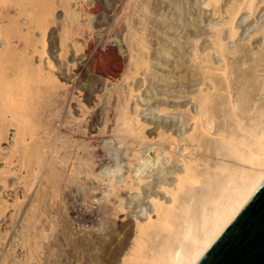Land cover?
<instances>
[{
	"label": "rangeland",
	"instance_id": "374dc122",
	"mask_svg": "<svg viewBox=\"0 0 264 264\" xmlns=\"http://www.w3.org/2000/svg\"><path fill=\"white\" fill-rule=\"evenodd\" d=\"M226 1L228 0L221 1L220 9ZM25 2L0 0V34L3 38L10 34L8 39L15 45L9 49L5 47L6 53L3 48L6 44L0 40V50L3 49L2 53L5 54L2 58H7L2 60L3 64L0 65L7 69L8 77L16 83V87L22 89V85H26L24 92L28 95L24 94L26 103L21 101L24 103H21V106L26 107L23 109L25 112L19 110L21 106L18 104V113L26 115L27 129L20 127L17 120V123L12 120L10 112L0 111V264H121L134 243V234L127 236L128 224L134 223L136 217L145 219L150 210L152 215L154 214L149 195L159 187L163 171H171L172 167L173 170L177 167L183 168L178 155L173 154L170 157L159 147L164 143L168 147L171 141H164V137H169L170 133L179 137L186 130L192 131L194 121L191 113L197 109V101L193 96L196 92L199 94V88L202 86L195 85L191 90L188 89L191 92L184 94L179 85L175 84L174 87L172 84L177 83L178 79H173L168 72L174 64L172 62L188 60L191 57L188 51L200 52L208 45L206 41L211 43V36L216 35L218 27L221 26L223 35L228 37L229 46H233L232 48L239 42L248 41L254 33L241 56L244 55L248 59L247 67L259 61L264 63V49L256 47L260 38L261 41L264 40L263 32L258 31L264 26V0H258L259 7L253 13L248 9L241 12L235 21L239 33L234 39H229L227 13L214 12L212 5H207L208 0H35L32 2V9L26 8ZM42 8L44 10H41ZM27 14L32 15L29 17ZM75 14L79 16L75 17ZM25 16L30 20L32 18L31 24H35L34 27L31 25L34 30L30 28L28 47L22 37L19 38V35H25L27 32ZM11 32H14L16 37L12 38ZM122 48L129 51L134 49V52L139 48L148 60L147 64L141 63L136 72L135 58L131 59L126 54L122 58ZM9 50L13 51L10 53ZM181 54H187V57L182 59ZM216 55L213 53V58L218 61L219 56ZM191 59L192 62L195 61L194 57ZM26 62L33 65H27ZM192 62L191 64H195ZM119 63L123 64V70L113 78L114 72L119 69ZM11 68H15V72ZM23 68L30 72L34 70V75L28 71L26 73L35 76V79L31 77L29 80V74L25 75ZM190 68H194V65ZM105 70L106 74H103ZM248 70L247 72H250ZM35 72L38 74L35 75ZM25 76L28 85L24 82ZM240 76L237 75L233 79L234 93L241 84V81H238ZM206 80L208 84V78ZM242 81L247 83L244 75ZM256 85L253 80L250 86ZM261 94L263 95L261 89L256 87L252 90L251 98L258 100L262 97ZM108 102L126 111L135 121L139 120L134 123L139 142L130 147L135 151L130 161L127 160L129 158L125 146L115 142L114 137L109 134L101 135L99 147L103 154L110 158L111 163L94 167L86 156H82L86 155L87 151L93 153L94 146L90 145L89 140H94L84 139L85 141L80 142L78 138L62 135L59 130L63 125H66V128L81 124L82 130L95 127L97 131L96 127H103L104 108ZM215 109L217 126L224 128L226 119L222 110L217 104ZM50 113L52 115L48 118ZM51 118L55 122L54 125L49 124ZM173 122L176 126H173ZM32 124L35 128H32ZM46 130L54 131L46 134ZM31 132H34V137H38L30 139L28 134ZM80 133L83 134V131ZM218 137V132L214 133L212 139L208 137L210 148L198 150V153L205 152L206 155L215 156L214 142ZM23 139L29 144H25ZM87 141L88 144H85ZM150 144L158 145L145 153ZM69 148L74 152H68ZM148 153L151 154L149 162L157 161L159 153L163 154L164 161L170 162L163 161L164 165L162 161L161 164H155L156 171L153 166L142 168L141 172L148 176L141 184L142 188H123L125 192L121 191V197L127 208L120 207L123 213L119 217L115 215L109 226L102 229L88 223L87 227L82 229L77 222L78 208L82 205L92 206L94 192L100 193L101 186L108 182L110 176L119 180L129 172L134 175L142 165L140 157ZM78 160H81L80 163L83 161L82 165L78 164ZM77 167H82V171L79 172ZM154 171L155 173H152ZM26 218L37 222L38 226L42 225L47 233L44 238L41 232H38L37 246H32L28 241L30 238H24L28 231L32 234L37 229L24 230L22 233Z\"/></svg>",
	"mask_w": 264,
	"mask_h": 264
},
{
	"label": "bare ground",
	"instance_id": "6f19581e",
	"mask_svg": "<svg viewBox=\"0 0 264 264\" xmlns=\"http://www.w3.org/2000/svg\"><path fill=\"white\" fill-rule=\"evenodd\" d=\"M33 1L35 2V0H26V2L24 0L25 7L28 9H32L31 5H33ZM221 1L222 0H208L207 5H212L211 7L214 12L227 13L228 21L226 22V24L229 25V39H234L238 36L239 33V27L238 29L235 27L236 19L239 15H241V12L244 9H248L250 10V12L253 13L259 7L258 0H228L224 4V7L220 9L222 7ZM41 10L44 9L42 8ZM42 13L44 12L42 11ZM31 15L27 14V16L29 17H31ZM41 15L39 17H41ZM27 16H25V22L27 23V32L25 35H19V38L22 37V39L24 40L26 47L29 46L30 30L35 25L31 24L32 18L30 20ZM74 16L77 17L79 15L76 16L75 14ZM39 17L37 16L36 18ZM45 20L47 22V18ZM31 25H33V27H31ZM38 28L40 27L38 26ZM32 30H34V28ZM222 30L223 28L219 26L216 35L211 36V43H208L206 41V44L208 45H205L204 47L202 45L203 48L200 52L199 50L195 52L186 51L187 53H190L191 57H188L189 59L186 61L181 60L180 62H172L174 64L171 67V70L168 71L171 74V77H173V79H178L177 83H173L172 85H174V87L175 84L176 86L179 85L181 87V90H179L183 94L187 91H190V88L195 85L202 86L200 88L198 87L200 89L199 94H197L198 92L195 93L194 89L193 91L195 94L192 92L194 94L193 97H195L197 101V109L196 111H194V113L192 112L193 114L191 113V118L194 121L192 126L193 128H191L192 131L190 132L186 130V132L184 134H181V136L179 137L173 136V134L171 133L169 134V137H164V141L170 140L171 142L168 147L164 143L161 144L159 148L162 147L164 149L165 154L169 155L170 157L173 156V154L178 155L179 159L182 161L183 168L177 167L178 169L175 168L176 170H173L174 168L172 167V169L170 168L171 171H163V175L161 176L159 181V187L155 191L151 192V194L149 195L151 198V203L153 204L152 210L154 214L152 215L150 210L149 214L145 219H140L139 217H136V219H134V223L128 224L127 236L134 234V243L129 249L127 256H124V258L122 259L121 264H197L200 259L206 254V252L211 248V246L216 242V240L223 234V232L231 224V222L238 216V214L246 206L251 197L254 195V193L264 181V63L259 61L255 62L254 65L247 67V65L249 64L248 59L244 55L241 56L243 51H245V45H247V42L251 40V37L254 35V33L251 35L248 41L239 43L236 42L237 44L235 48H232L233 46H229L228 37H225L226 35H223ZM260 30L264 34V26H261V28L258 29V31ZM8 37L3 38L0 34L1 42L6 44L3 45L4 49L5 47L6 49H9L15 46L13 44L14 42L10 41L11 39L9 40ZM11 37H16L14 32H11ZM243 40L245 39L243 38ZM258 40L259 39H257V41ZM256 47H260L263 50L264 40L261 41L260 38V41L256 43ZM251 48H253V46ZM6 49L4 50L5 52ZM2 50H0V64L1 62H3L2 60H7V58H2V56L5 55L2 53ZM120 50V53H122V58L126 55H128V57L130 56L131 59L135 58V71L140 68L141 63L145 65L147 64L148 60L145 58L144 54L139 50V48L138 51L136 49L137 52H134V49L129 51V49L127 50L122 48ZM213 53H216L219 56L218 61H215V59L213 58ZM186 55L181 54L180 58L183 59L187 57ZM7 56L8 55L6 54V57ZM193 57L195 59V61H193L195 62V64L192 62L193 59H191ZM241 57L242 60H240ZM9 59L10 58L8 57V60ZM28 62H26L27 65L30 64H28ZM191 62L193 64H191ZM12 64L14 67L16 66L14 65V63ZM16 64H18V61H16ZM1 65L0 111L10 112L13 117L12 120H17L18 123L16 121L15 122L19 124L20 127L26 128L28 126V121L26 120L25 113H18L19 105L21 106L22 104H24L21 102L25 100L24 94L27 95V93H25L26 91L24 92V88L26 89V85L23 84V81H21L23 84L22 86L24 88L21 89L16 87V83L10 80L11 77H8L7 69ZM193 65L194 68L197 69V71L194 68H190ZM118 66L119 69L118 71L116 70L114 72L112 76L113 78L117 77L120 74V71L123 70V64H120ZM200 68L202 70L201 72ZM23 69L25 71V75L29 74L28 72H30V70H25V68ZM36 69L37 67H35V70ZM11 70L13 69L11 68ZM247 70L250 71L251 74L250 72H247ZM13 71L15 72V68ZM26 71L28 72L26 73ZM33 72L34 70H31L30 73L34 75ZM38 72H35V75H37ZM103 74H106V70L103 71ZM240 74L242 77L240 76ZM237 75L240 76V79L238 81H241V84L237 86V91L236 93H234L233 79ZM243 75L247 83H243ZM45 76L46 75H44V77ZM27 77L30 78L29 80H31V77L35 79V76H32L30 74ZM27 77L26 80H24L23 78L24 82L27 81ZM39 77L37 78L39 79ZM206 78H208V84L206 83ZM17 80L18 79H16V81ZM253 80L256 81V87L261 89L263 93V95L261 94L262 97L258 100H254L251 98L252 90L256 88L254 86H250L251 83H253ZM26 84L28 85V83ZM119 88L121 89V87ZM28 89L30 88L28 87ZM33 100L35 101L34 98ZM252 102H254L253 105L251 104ZM216 104L218 105L220 110H222V113L226 119L224 128L221 126H217V116L215 109ZM116 106L117 105L113 103L109 104L108 102V105H106L104 108L103 127H96L97 131L95 130V127H89L88 130H82L80 126L81 124L78 125L79 122L76 118L75 119L78 122L76 125L78 126L73 127V125H71L72 127L67 126L66 128H64L66 125H63V128H60L59 130V133L62 132V135L67 134L68 136L75 137L76 139L78 138L80 139V142H83L86 139L94 140L93 142H90L89 140L90 145L94 146L93 153L87 151L86 155L82 154V156H86V158H88V160L90 161V163H92V166L94 167L95 165L103 166L104 163L106 164L110 162V158H108L106 154H103L102 150L99 147L101 135L109 134L114 137L115 142H118L125 146V149H127L126 154L129 158L127 160L131 161V156L135 155V151L132 148L130 149V147L133 144L139 142L134 129V123L136 124V122L139 120L137 119L135 121L127 115L126 111H122L120 107L118 109ZM25 108L21 106L19 110L25 112V110H23ZM46 115H48V113H46ZM51 115L52 113H50L48 118H50ZM52 119L53 118H51L49 122L50 125L55 124ZM33 126L32 128H35V126L37 127V125H35L34 127ZM165 126L167 127L168 125ZM173 126H176V124L174 123ZM52 131L49 132L48 130H46L45 133L50 134ZM81 131H83V134H79V132ZM87 131L89 132L87 133ZM216 132H218L219 135V137L216 138L215 142L213 140L216 155H206L205 152L198 153V150L201 151V149L206 148L207 150L208 148H210L211 143L208 144L207 139L208 137H211L212 139V136ZM32 133L34 132L28 134V136H31L30 139H33L34 137ZM18 135L21 137L19 132ZM20 137L18 139L19 141L21 140ZM36 137L38 136H35L34 138ZM215 137L216 136H214V139ZM23 141L25 144L28 143L26 142V139H23ZM85 144H88V141ZM156 145L158 144H150V147L145 151V153L152 151V149ZM71 149L67 151L73 153L74 150ZM65 151L66 150L64 148L63 152ZM150 153H148V155L144 154L140 157V160H142V165L140 169L137 170L134 174L135 176H137L136 179L134 175H130V172L124 178H119V180L117 178H114V176H110L108 182L104 184V186H101L102 189L100 193L97 194L96 192H94L95 195L92 193L93 201H91V203L93 202V205H89L90 207L82 205L81 208H78L79 211L77 215V222L80 224L82 229L87 227L86 225H88V223L94 225L95 227L99 226L104 229L109 226L111 219L115 217V215H118L117 217H119V215L123 213L120 207L122 209L127 208L126 206H124L121 197V191H123V188L127 186H129L130 188L137 189L142 188L141 184L148 177L144 175L143 171L141 172L142 168L146 166L147 169L153 166V170L156 171L157 167L155 168V164H161V161L163 163V161L165 160L162 156L163 154L159 153V155L157 156V161L151 160L149 162L151 158ZM71 155L73 157V154ZM75 156L77 155L75 154ZM80 161L78 160V164L80 163ZM81 163H83V161ZM165 164L167 165V163ZM168 167H170L169 164ZM81 168L82 167L78 169L77 167L79 172L82 171ZM87 171L89 172V170ZM155 171L152 173H155ZM174 174L175 176H173ZM124 192L125 191H123V193ZM33 229H37V231L32 232V234L28 231V234H26L24 238H30V240L28 241L34 247L37 246V243L39 241L38 232H41L44 238H46L47 233L43 230L44 228L42 227V225L38 226L37 222H31V220H28L26 218L25 222H23L22 225V233L24 232V230L26 231Z\"/></svg>",
	"mask_w": 264,
	"mask_h": 264
},
{
	"label": "water",
	"instance_id": "95a60500",
	"mask_svg": "<svg viewBox=\"0 0 264 264\" xmlns=\"http://www.w3.org/2000/svg\"><path fill=\"white\" fill-rule=\"evenodd\" d=\"M197 264H264V181Z\"/></svg>",
	"mask_w": 264,
	"mask_h": 264
}]
</instances>
